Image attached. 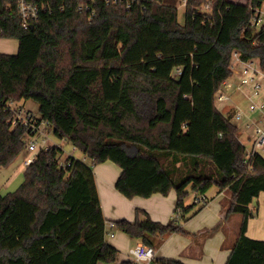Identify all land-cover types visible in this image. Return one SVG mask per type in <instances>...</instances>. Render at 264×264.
I'll return each instance as SVG.
<instances>
[{
  "label": "trees",
  "instance_id": "trees-1",
  "mask_svg": "<svg viewBox=\"0 0 264 264\" xmlns=\"http://www.w3.org/2000/svg\"><path fill=\"white\" fill-rule=\"evenodd\" d=\"M40 1L52 10L26 28L16 0H0V38L19 41L16 53L0 51V166L26 145L27 128L12 126L9 107L23 99L37 101L55 135L92 165L73 157L60 165L56 146L26 165L15 191L0 192V264L116 262L93 169L106 161L122 169L116 188L128 198L177 193L175 218L163 223L138 208L134 221H113L119 230L155 249L170 233L210 237L222 222L196 233L182 221L216 187L230 196L224 219L241 216L226 264H264V239L247 234L251 204L264 193V154L246 160L238 125L216 104L235 73L234 52L264 68V30L250 23L264 0H187L184 23L180 0ZM206 2L208 13L199 10ZM192 191L204 201L186 205Z\"/></svg>",
  "mask_w": 264,
  "mask_h": 264
},
{
  "label": "crops",
  "instance_id": "crops-1",
  "mask_svg": "<svg viewBox=\"0 0 264 264\" xmlns=\"http://www.w3.org/2000/svg\"><path fill=\"white\" fill-rule=\"evenodd\" d=\"M16 40L15 38H0V51L16 53L19 49V41ZM239 80L238 76L232 82L238 84ZM228 91L232 92V96L230 95V102L227 103L225 109L232 113L235 112L239 102L237 98L233 99V93L239 94L241 92L245 96L247 94L235 87ZM81 156L87 158L83 154ZM95 168L97 188L101 197L103 212L107 219V231L114 232V235H109L106 240L119 250L116 262H99L98 264H119L125 259H131L130 250L140 242V239L131 237L117 227L112 229L108 223L123 218L134 221L137 218L136 210L138 208L147 211L154 220L167 223L176 217L177 193L173 189L168 195L155 193L150 197L136 196L128 198L116 188V181L122 173V169H118L113 163H99L95 165ZM208 193L209 191L206 193L208 198L206 205L188 220L182 221V225L187 230L197 233L213 228L222 222L224 229H220L212 236L200 240L181 233H170L163 237L160 245L156 248L157 258L178 259L185 262V264H226L231 253V246L237 238V234L229 236L228 232L230 230L225 229L226 226L229 227L231 224V216L224 219L222 199L225 198L226 200L228 195L218 189L210 197ZM186 205H190L187 200ZM251 207L254 209V216L249 220L247 234L252 238L264 239V193L260 194L251 204ZM139 218L145 219L146 215L140 214ZM230 237L231 240L233 238V241L230 240ZM135 240L136 242H134ZM225 242L228 243L226 246H224Z\"/></svg>",
  "mask_w": 264,
  "mask_h": 264
},
{
  "label": "built area",
  "instance_id": "built-area-1",
  "mask_svg": "<svg viewBox=\"0 0 264 264\" xmlns=\"http://www.w3.org/2000/svg\"><path fill=\"white\" fill-rule=\"evenodd\" d=\"M114 2H119V0H114ZM182 3L186 7L187 0H183ZM90 5L84 6L80 5L79 10H85L87 9L90 11ZM130 7V3L127 5ZM16 7L17 10L22 18L23 25L26 28L31 27V25L34 23L35 20H37L40 16V14L50 8V6L45 3L41 2L40 0H16ZM206 10L199 7V10L201 12L208 13L210 10L209 3L206 4ZM94 12L90 13V16H92ZM251 26L257 28V29H263L264 30V2L255 7L251 16L250 20ZM254 60L255 59H249L245 60L242 59L240 54L238 52L233 53V69L236 73H241L240 83L235 84L231 80L227 79L223 85L220 91L217 93L216 99L218 100H230V96L228 94H225L224 90H230L233 87H235L237 90L242 91V86L248 83H255L256 82V75L259 73L264 74V68H262L259 64V66H254ZM258 61V60H257ZM259 62V61H258ZM238 65L239 70H236L235 66ZM179 71V74L181 72V69H177ZM254 94L257 96H262L261 93V83L256 82L254 85ZM15 103L19 102H10L9 107L13 111V118L11 120L12 126H18L23 125L27 128V134L30 137L28 148L29 150L36 152V154L33 157L28 158L25 161V164H30L35 156L43 150H50L53 147H61L63 149V153L60 156L59 163L60 165H65L68 162L69 157L78 158L82 161H85V157H78L75 152L65 154L63 145L61 143H49V137L48 132H53V128L48 120H45L41 118L39 114H35L33 111L24 108L21 105H15ZM251 110H259L261 112L262 118L259 120L263 122L264 124V98L258 102V103H252L250 105ZM235 117L236 119L240 120L243 117L242 112L236 108L235 110ZM250 126V124H248ZM258 137L253 141L252 149H247V157H252L256 152L263 153L264 151V126H258L257 127ZM55 134V133H54ZM36 135H39L42 137V140L40 143H38V140L36 138ZM57 136V135H56ZM66 140V139H63ZM73 150L78 151L76 146L73 145ZM65 155V156H64ZM70 164V161L68 162ZM204 201V196L199 194L195 198V202H202ZM109 224L110 228H115L116 224L115 222L111 221ZM107 235H114L113 231H108ZM130 256L131 258L136 262V264H153V262L157 258L156 249L152 246L146 245L143 242H139L136 246H134L130 250Z\"/></svg>",
  "mask_w": 264,
  "mask_h": 264
},
{
  "label": "rangeland",
  "instance_id": "rangeland-1",
  "mask_svg": "<svg viewBox=\"0 0 264 264\" xmlns=\"http://www.w3.org/2000/svg\"><path fill=\"white\" fill-rule=\"evenodd\" d=\"M180 1H181V3H179V5H178V19H179L180 23H184L185 22L186 8H185L184 4L182 3L183 0H180ZM232 1L244 3V2H247L248 0H232ZM207 3L208 2L202 4L200 7L202 9L206 10L207 9L206 8ZM12 40H14V39H12ZM254 66H259V62L257 60H254ZM235 68H236V70H239L238 65H236ZM173 74H174V76H178L179 71L174 70ZM238 76L240 79L241 73H235L234 77L231 78V81L236 80L238 78ZM256 82L261 83L262 96H257L254 94V85L256 84ZM256 82L252 83V84L248 83V84H245L242 86V91H244L247 94L246 96L241 94V92L239 94L233 93V99L235 100V98H237V100L239 101L237 108L243 114V117L240 120L236 119L235 114H234L235 112L231 113L230 111L225 109L227 103H229L230 100H218L217 99V101H216V104L219 107V109L221 111H223L225 114L229 115L231 120L236 125H238V127H239L238 136H239L240 140L246 145L248 150L252 149L253 141L258 137L257 127L258 126H264L263 122L259 121L262 118L261 112L259 110H255V111L251 110V108H250V105L252 103H258L264 98V74L263 73H259L256 75ZM239 83H240V80H239ZM222 92H224L225 94H228L229 96L230 95L232 96V94H231L232 92H229L228 90H224ZM15 105H21L24 108L33 111L35 114L40 113L39 112V104L37 101H35L33 99H23L19 103H15ZM248 124H250V126H248ZM48 137H49V143H51V144L61 143L63 145L65 154L75 152V154L77 156L79 155V157H81L82 153L79 151H74L73 145L71 143H69L67 140H63V139L59 138L53 132H48ZM36 138L38 140V143H40L42 140V137L39 135H36ZM25 140H26V145H25L23 151L19 154V156L8 166H0V192L2 194H5V193L11 192V191H15L20 186V184L24 180V170L26 167L25 161L28 158L33 157L36 154V152H33V151L29 150V148H28V144H29V140H30L29 135L25 136ZM263 154H264V151H263ZM85 161L89 165H92V161L90 158L87 157L85 159ZM104 163H113L118 169H121L119 165H117L116 163H114L112 161H106ZM104 163H101V164H104ZM94 168H95V166H93V169ZM215 190H217V188L212 187L209 190L208 196L210 197ZM196 196H198V195L192 191L190 193V195L187 197V203H189V204L194 203ZM227 199L230 200L229 195H228ZM224 200H225V198L222 199L223 204H225ZM196 204L197 205H195L193 207L194 211H196L200 207V203H196ZM175 213L177 216V212H175ZM179 217L181 218L180 215H179ZM240 221H241L240 215L233 214L231 216L230 226L225 227V229L227 231L230 230L228 232L229 236H231V235L235 236V234H237V235L239 234L240 227H241ZM108 236L109 235H107L106 238H108ZM230 240H231V237H230ZM231 241H233V238ZM134 242H136V240ZM140 242H142V240H140ZM233 244H234V242H233Z\"/></svg>",
  "mask_w": 264,
  "mask_h": 264
},
{
  "label": "water",
  "instance_id": "water-1",
  "mask_svg": "<svg viewBox=\"0 0 264 264\" xmlns=\"http://www.w3.org/2000/svg\"><path fill=\"white\" fill-rule=\"evenodd\" d=\"M33 27H34V25L32 24V25H31V28H33Z\"/></svg>",
  "mask_w": 264,
  "mask_h": 264
}]
</instances>
